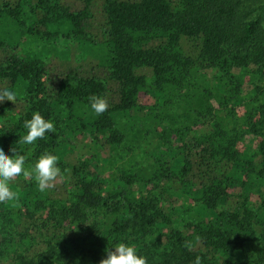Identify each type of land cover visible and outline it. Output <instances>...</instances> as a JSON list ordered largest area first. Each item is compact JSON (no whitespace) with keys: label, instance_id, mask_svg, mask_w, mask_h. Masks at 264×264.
<instances>
[{"label":"trees","instance_id":"trees-1","mask_svg":"<svg viewBox=\"0 0 264 264\" xmlns=\"http://www.w3.org/2000/svg\"><path fill=\"white\" fill-rule=\"evenodd\" d=\"M41 31L68 50L20 51ZM3 87L0 146L39 112L55 131L19 151L26 168L56 155L61 176L10 182L0 264H99L120 242L146 264H264V0H0ZM122 143L140 176L104 168Z\"/></svg>","mask_w":264,"mask_h":264},{"label":"clouds","instance_id":"clouds-1","mask_svg":"<svg viewBox=\"0 0 264 264\" xmlns=\"http://www.w3.org/2000/svg\"><path fill=\"white\" fill-rule=\"evenodd\" d=\"M17 99V91L12 87L0 88V103L5 100L14 103ZM91 110L98 116L108 108L106 100L97 95L89 97ZM26 134L18 139L16 147H10L6 154L4 148L0 146V203L12 201L16 193L11 190L10 182L17 176L32 175L37 189L44 192L54 187V181L61 176V169L57 165L58 157L50 153H42L30 167L25 166V156L19 151L18 145H33L38 139H43L46 133L55 131L54 122L45 119L39 112H33L30 119L23 122ZM62 178V177H61ZM113 250L106 249V258H102L99 264H146V260L139 255L137 249L131 244L124 242L118 243ZM194 264H201V258L197 256Z\"/></svg>","mask_w":264,"mask_h":264},{"label":"rangeland","instance_id":"rangeland-1","mask_svg":"<svg viewBox=\"0 0 264 264\" xmlns=\"http://www.w3.org/2000/svg\"><path fill=\"white\" fill-rule=\"evenodd\" d=\"M39 38H40L41 42H37V43L31 42V43L26 44L25 43L26 41H24L25 37L24 36L21 37L19 39V45L21 47L20 51H24L25 49H28V50H33L34 53H39V52H42L43 46L45 48H49V50L53 51L54 53H55L54 49L58 53L68 50V48H67L68 46H67L66 42H64L62 40H56L55 42H53L52 40H50V38L46 37L44 35V32H42V31H41ZM42 55L47 58L46 63H49V62L54 60V58L50 59L49 55L47 56L44 52H42ZM78 56H79L78 54H75L76 59L78 58ZM140 101L142 103H145L146 100L144 97L140 96ZM175 111L179 112V110H175ZM123 143L120 146V148L118 149V151L121 150L120 153L116 154V152H113L110 160L107 163L105 162L104 168L106 169V171L108 170L114 174L118 170H124V172L126 174L133 175L136 173V175L140 176L141 170L144 169V165H146L144 162L145 159L143 158V154L140 153L139 150H137V152L134 154L133 153H126L127 146H125ZM146 144L147 143L143 144L141 146V148L142 149L144 148V150H146L148 148L146 146ZM254 146H255V140L251 139V136L248 135L244 140H242L240 143L237 144V149L239 151L245 152L247 150V147H250L251 148L250 151H253ZM141 148H140V150H141ZM58 184H59V182L56 179V181H54V185L57 186ZM128 187H126V189H125L127 195L131 199L135 198L137 196V193L139 192L136 185L132 186V187L130 186L129 188Z\"/></svg>","mask_w":264,"mask_h":264}]
</instances>
